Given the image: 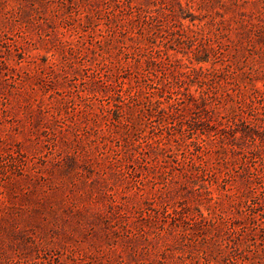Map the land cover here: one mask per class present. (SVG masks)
Wrapping results in <instances>:
<instances>
[{
  "label": "rangeland",
  "instance_id": "obj_1",
  "mask_svg": "<svg viewBox=\"0 0 264 264\" xmlns=\"http://www.w3.org/2000/svg\"><path fill=\"white\" fill-rule=\"evenodd\" d=\"M0 264H264V0H0Z\"/></svg>",
  "mask_w": 264,
  "mask_h": 264
}]
</instances>
